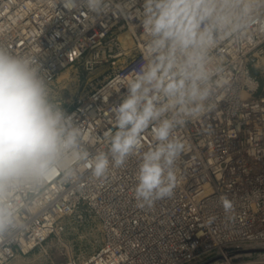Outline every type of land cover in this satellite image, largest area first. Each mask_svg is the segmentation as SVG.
Here are the masks:
<instances>
[{"label":"built area","instance_id":"built-area-1","mask_svg":"<svg viewBox=\"0 0 264 264\" xmlns=\"http://www.w3.org/2000/svg\"><path fill=\"white\" fill-rule=\"evenodd\" d=\"M115 4L129 7L113 11ZM108 8L97 14L83 5L68 10L59 0L55 7L51 0H0V43L15 54L36 56L50 83L82 60L88 72L114 67L67 114L101 137L115 130L110 109L127 91L116 78L141 63L144 47L143 29L134 15L142 10V0H112ZM125 34L131 45L123 40ZM221 55L230 86L215 109L179 130L189 148L177 162L172 198L152 208L136 207L135 156L125 167L112 169L103 182L87 173L74 184L53 181L40 204L25 215L27 230L10 245L12 255L0 257V264L42 246L56 234L60 219L83 205L100 217L105 243L87 260L67 264H264V88L253 71L264 67V34L255 33L250 44L227 42ZM150 140L146 134L145 150ZM97 149H107L103 140L90 146ZM222 195L234 204L228 215ZM210 217H215L211 224Z\"/></svg>","mask_w":264,"mask_h":264},{"label":"clouds","instance_id":"clouds-1","mask_svg":"<svg viewBox=\"0 0 264 264\" xmlns=\"http://www.w3.org/2000/svg\"><path fill=\"white\" fill-rule=\"evenodd\" d=\"M51 2L55 7L58 0ZM59 2L100 14L112 0ZM127 7L115 4L112 10ZM134 15L143 29V59L116 78L127 91L110 109L115 130L102 137L66 114L36 56L0 43V257L12 255L10 245L28 227L25 215L53 181L74 184L87 173L103 182L135 156L136 207L172 198L177 162L189 148L179 130L215 109L230 86L223 45L250 44L255 33L264 34V0H142ZM146 134L151 140L145 150ZM101 140L107 149L91 151ZM220 203L226 215L233 212L226 195Z\"/></svg>","mask_w":264,"mask_h":264},{"label":"rangeland","instance_id":"rangeland-1","mask_svg":"<svg viewBox=\"0 0 264 264\" xmlns=\"http://www.w3.org/2000/svg\"><path fill=\"white\" fill-rule=\"evenodd\" d=\"M260 66L253 67V71L260 76L264 88V67L260 69ZM113 72L114 67L108 65L88 72L82 60L60 72L50 85L66 114H70L79 98L94 92ZM104 243L100 217L87 205H83L63 216L56 225V234L42 246L26 255L18 253L9 264H67L71 260L82 262L98 253Z\"/></svg>","mask_w":264,"mask_h":264},{"label":"bare ground","instance_id":"bare-ground-1","mask_svg":"<svg viewBox=\"0 0 264 264\" xmlns=\"http://www.w3.org/2000/svg\"><path fill=\"white\" fill-rule=\"evenodd\" d=\"M129 39H130L129 34H125L123 36V40L131 45L132 42ZM25 246L28 247V243H26Z\"/></svg>","mask_w":264,"mask_h":264}]
</instances>
